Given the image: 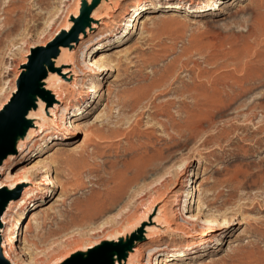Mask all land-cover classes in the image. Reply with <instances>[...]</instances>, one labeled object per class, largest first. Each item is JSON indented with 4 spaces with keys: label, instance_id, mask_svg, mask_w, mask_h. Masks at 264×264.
<instances>
[{
    "label": "rangeland",
    "instance_id": "1",
    "mask_svg": "<svg viewBox=\"0 0 264 264\" xmlns=\"http://www.w3.org/2000/svg\"><path fill=\"white\" fill-rule=\"evenodd\" d=\"M137 1L115 0L107 26L98 17L108 6L103 1L95 20L100 26L88 21L93 31L86 39L114 27L126 13L133 16ZM152 1L172 5L138 10L137 34L118 35L100 51L95 46L86 59L79 53L84 70L89 59L111 70L100 68L84 87L71 88L67 103L76 108L67 122L79 125L73 139H59L29 156L23 155L26 146L7 164H13L8 175L40 168L28 174L33 181L26 191L49 175L64 186V192L56 187L31 208L15 231L18 253H26L16 256L18 264H51L86 249L87 242L103 243L121 228L120 239L130 238L127 229L151 214L161 227L148 204L166 190L184 189L193 194L190 201L181 199L188 215L239 223L222 226L195 254H161L156 263L264 264V0ZM84 3L0 0V106L16 92L31 48L47 46L72 27ZM74 78L65 82L76 83ZM61 113L50 127H63ZM207 203L215 205L206 208ZM110 217L114 220L101 228ZM190 225L179 237L165 236L166 229L160 244L173 250L192 243L205 225Z\"/></svg>",
    "mask_w": 264,
    "mask_h": 264
},
{
    "label": "bare ground",
    "instance_id": "2",
    "mask_svg": "<svg viewBox=\"0 0 264 264\" xmlns=\"http://www.w3.org/2000/svg\"><path fill=\"white\" fill-rule=\"evenodd\" d=\"M83 1L87 4L88 7H90L93 0L91 2H88L89 0L88 1L81 0V4ZM103 1L105 0H101L99 5L92 11L88 21L91 22L93 21L99 25V23L96 22L95 20L98 19L97 13L100 9H102L101 6ZM208 1L213 2L214 0H208ZM105 3L108 4V6H105L98 13V17L102 18L101 22L103 26H107L108 20H112L114 18L112 10L114 11L116 9L115 0H106ZM161 4H162L161 2L152 1V0H139L136 2V10L134 11L133 16L126 18V15H128V13H126V15L121 18L122 21L116 23L114 27H110V29H107L106 31L96 34L94 36H91L88 39H86L88 34L91 33L93 30L90 27V25L85 26V31L81 33L78 37L79 43L83 40L85 41H83L79 46H78L79 43L77 44L73 43L71 44V47H60L58 56L52 60L54 71L47 70L48 75L42 81V84L45 85L44 87H42V89L46 91L49 94V96L52 98V104L49 105L46 100H43L38 96L35 97V107L32 108L26 116V120L28 121L29 125L25 129L24 135L19 136L17 138L16 154L9 155L6 159L2 161L0 165V189H6L7 191L21 189L20 199L16 201H11L8 204L1 219L2 228L0 231V237H1L0 248L2 250L4 259H6L10 264H18L17 260L19 259L17 258L26 255V253H21V254L18 253V248L15 244L16 243L20 244L21 242L20 241L14 242V237H13V235L16 233L15 231L18 232L20 230L22 220L25 218V215L30 211L31 208L36 206L38 203L45 202L54 192V188L56 187L61 188V190L63 191L64 186L63 185L61 186L58 183H56L51 178V175H49L45 180H43L44 181L43 184L39 185L35 189L26 191L29 189V186H27L26 183H30V180L33 181L31 176L28 174L34 171L38 173L40 171V168H35L36 166L35 165L30 169V171H28L29 169H21L16 173V175L13 174L8 175V171L10 170L13 164H10L8 166L7 164L14 160V158L18 155L20 149L22 151L23 148H25L26 146L27 147L24 150L23 155L29 156V155L37 154L47 144L55 145L56 142L59 141V139L64 140L65 142H68L69 140L73 139L72 136H74L76 132L79 130V125H76V122H73L71 119H69V122H67V116H69L70 111L76 108L75 105L70 106L69 103H67V100L69 98L68 96L70 92L72 93L73 91L71 88L81 89V87H84V84L87 81V79L89 77L98 74V72H100L99 71L100 68H105L104 70L108 72L111 70V66L108 68L102 65L98 66L99 61H96L95 59L94 60L89 59L87 65H85L88 68V71H86L83 69V64H85L84 63L85 61L83 60L81 61V64L79 63V55L82 54L83 56L85 54V59H86V54L95 46H97L95 51H100L101 49H104L106 47L105 46L106 41L110 42L111 39L115 38L118 35L121 36L120 38L125 39L130 35L137 34L142 25V19L141 20L139 19L138 10L151 11V9L154 7L168 9L169 8L168 6L172 5V4H165V5H161ZM171 7H173V9L175 10H180V11L182 9L181 7H176V6H171ZM82 10L83 8H81L80 13ZM80 13L78 8L76 14L73 16L74 17L72 20L73 22L77 18H79ZM72 27H70L67 31H64L63 33H69ZM63 33H61V35ZM44 45L45 47H47L46 43L42 44L41 46L44 47ZM35 48L38 47H33L31 48V50ZM29 56L26 58L27 63ZM27 63L22 65L21 73L25 72V69H23V67L27 65ZM76 75L78 76L77 81H76ZM73 76H75L74 79L76 83L73 82L69 84L65 82V79L72 78ZM68 81L70 82L71 80ZM15 93L16 92H14L12 96ZM11 98L4 106V108L9 104ZM60 104L63 106L62 107L59 106ZM58 112L62 114V121L64 123L61 129L50 127V124L53 122L54 118H57ZM81 114L83 113L74 114L71 117L77 118ZM140 164L141 165L139 170L142 171L143 169L142 166H144V164L141 162ZM4 173L6 174L5 178H4ZM2 178H4L3 181ZM20 181L23 182V184L21 185L15 184V182H20ZM31 184L34 185V182ZM192 197L193 194L185 189L182 190L181 192L174 190H166L164 193L161 194V196L156 202L152 204L149 203L148 205L150 207L148 214L157 212L156 215L157 218L159 219V222H161V227L155 225V222L152 221L154 214L151 215L147 214L148 217L143 218L139 226L133 229H127L130 230V233L128 235L130 236L133 235L135 236V238L132 239L133 241L131 242L129 247L125 250V256L123 259L119 260V264H158V262L156 263V258L161 254H171V256H177L178 254H181L184 251L189 252L192 250L194 251L198 250L202 248V246H204L205 244L212 242V240H214V232L219 233L223 229V228L221 229L222 226L236 225L239 223L236 221V219H232L231 221H227L225 223H218L217 221H212L208 219L202 221L199 215H188L190 209L188 206L186 207L184 204L181 206V199L184 198L185 200L190 201ZM185 202L183 201V203ZM61 203L64 204V199H61ZM192 204L194 205L196 204L195 198H194V203ZM211 205H215V204L207 203L206 208H209ZM183 207L185 208L183 209ZM185 211H187V213H185ZM201 212L202 210H200L199 213ZM7 213L11 214L8 215L10 217L9 219H5ZM11 218H13L12 221H10ZM114 218L116 217L114 216ZM112 220H114L113 217L107 219V221L101 225V228L108 225L110 222H112ZM200 222L203 223L205 227L203 231L197 232L194 235L195 241L193 242L191 241L192 243L185 242L183 243L182 246L174 248L173 250H169L166 247H164L162 244H160L159 241L162 240L163 237L165 236L179 237V235L181 234L184 235L186 233V230L189 229L188 225L190 224L193 225ZM192 225H190V227ZM29 226H30L29 224L26 225L27 229H25L28 230V232L29 229L31 228ZM122 229L123 228H121L118 231L116 230L115 232L109 233L106 236L104 235L105 238H108L113 236L114 234H118L116 237H113L115 238L113 240L106 239V241L100 244H98V241H94V242L90 241L85 244V247L78 245L79 250L83 247L87 249L89 245H96V244L97 247L102 246L104 243H110L113 245L127 244L129 238H126L124 240L120 239L124 237L125 234L124 233L120 235ZM166 229L169 230V233L167 232V235L165 234V236H163ZM220 234H217L216 236H220ZM25 235L26 234L24 232L22 235L23 238L22 243L26 242ZM153 238H156V240L146 243L145 246L144 245L138 246L139 244L146 242L149 239L151 240ZM158 242L159 245L156 244ZM194 251L192 252L193 254L198 252V251L197 252ZM21 252H24V249L21 248ZM77 254H81L83 256L87 255V253L84 250H81L76 254L70 255L68 257L65 256L67 257L65 259H63L64 257L62 258L60 257L55 261H53L51 264H63L69 258ZM113 255L114 258L118 257L116 252H114ZM16 256L18 257L16 258ZM161 264H166V263H161Z\"/></svg>",
    "mask_w": 264,
    "mask_h": 264
},
{
    "label": "water",
    "instance_id": "3",
    "mask_svg": "<svg viewBox=\"0 0 264 264\" xmlns=\"http://www.w3.org/2000/svg\"><path fill=\"white\" fill-rule=\"evenodd\" d=\"M100 1L101 0H93L90 7H88L86 3L83 4V10L81 11L79 18L74 21V26L69 33H63L58 36L52 43L47 45V47H38L31 50L28 63L23 67L25 72L21 73L18 78L17 91L11 98L9 104L1 111L3 113V117L5 118L7 127L5 128L2 137H0V165L9 155L16 154L17 138L24 135L25 129L29 125L26 120V116L28 112L35 107L29 106L27 114L21 116V112L23 111V108L20 105L21 98L26 95H34L35 97L38 96L43 100H46L49 105L52 104V98L49 94L44 91L42 87L39 89L35 87V67L38 63H40L43 65L44 71H54L52 60L58 56L60 47H71V44L79 43L78 37L85 31V24L88 22L90 14L99 5ZM20 194L21 189L13 191L0 189V231L2 228L1 219L8 204L11 201L19 200L21 196ZM134 238L135 236L132 235L128 239L127 244L113 245L110 243H104L102 246L97 248L100 250L111 251L112 253L116 252L119 260H121L125 256V250L129 247L133 241L132 239ZM85 257H87V255L83 256L81 254H77L69 258L63 264H79L80 259ZM0 264H10L6 259H4L1 248Z\"/></svg>",
    "mask_w": 264,
    "mask_h": 264
},
{
    "label": "snow or ice",
    "instance_id": "4",
    "mask_svg": "<svg viewBox=\"0 0 264 264\" xmlns=\"http://www.w3.org/2000/svg\"><path fill=\"white\" fill-rule=\"evenodd\" d=\"M35 73V87L37 89L44 87L45 85L41 81L47 77L48 73L44 71L43 65L38 63L34 69ZM20 105L23 108L21 116L27 114L29 106H35V96L26 95L21 98ZM4 107V106H0ZM7 127L3 113L0 112V137H2L5 128ZM115 238H109L113 240ZM87 253V257L80 259L79 264H119V257L114 258L111 251L100 250L96 245H89L87 249H84Z\"/></svg>",
    "mask_w": 264,
    "mask_h": 264
}]
</instances>
